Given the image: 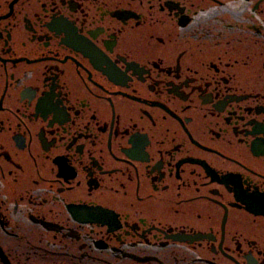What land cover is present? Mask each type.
Wrapping results in <instances>:
<instances>
[{"label":"flooded vegetation","instance_id":"flooded-vegetation-1","mask_svg":"<svg viewBox=\"0 0 264 264\" xmlns=\"http://www.w3.org/2000/svg\"><path fill=\"white\" fill-rule=\"evenodd\" d=\"M0 264H264V0H0Z\"/></svg>","mask_w":264,"mask_h":264}]
</instances>
